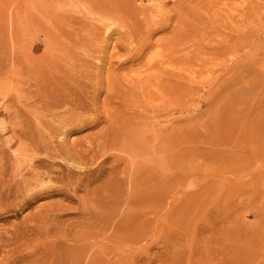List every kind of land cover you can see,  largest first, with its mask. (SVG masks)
<instances>
[{"label": "rangeland", "instance_id": "rangeland-1", "mask_svg": "<svg viewBox=\"0 0 264 264\" xmlns=\"http://www.w3.org/2000/svg\"><path fill=\"white\" fill-rule=\"evenodd\" d=\"M45 1L0 0V264H264V0Z\"/></svg>", "mask_w": 264, "mask_h": 264}, {"label": "bare ground", "instance_id": "bare-ground-1", "mask_svg": "<svg viewBox=\"0 0 264 264\" xmlns=\"http://www.w3.org/2000/svg\"><path fill=\"white\" fill-rule=\"evenodd\" d=\"M57 1H59V0H57ZM69 1V0H68ZM67 1V2H68ZM79 2H82L83 0H78ZM78 1H76V2H78ZM84 1H86V3H88L89 4V6H88V8L90 7H92L94 4H93V2H95L96 0H84ZM30 2V1H29ZM66 2V3H67ZM70 2V1H69ZM63 3H65V1L63 2ZM45 4H47L48 5V3H47V0L45 1ZM68 5H70V4H73V1H72V3L70 2V4L69 3H67ZM90 4H93L92 6L90 5ZM96 4V3H95ZM60 5V4H59ZM58 4H55L54 5V11L52 12V14H50L47 18H46V20H48L49 18L51 19V21H50V23H52V25H51V27H50V31H49V35H48V37L47 38H49L50 39V37L52 36H50V33L52 32L51 30H53V29H55L56 28V24H57V22L59 23V22H66V21H70V22H73L74 23V21H76L75 20V18L76 17H78L77 16V14L76 13H78V12H72L71 11V9H67L66 8V10H64V8L63 9H59V8H57L58 6H59ZM86 5V4H85ZM50 5H48V7H49ZM73 6V5H72ZM97 6V5H96ZM38 7H39V5H38ZM38 7L35 9L34 8V10H37L38 9ZM61 7H64L63 6V4H61ZM49 9H51L50 7H49ZM89 10V9H88ZM40 11V10H39ZM96 11V10H95ZM102 11H104V10H102ZM32 12H33V10H32ZM36 12L37 11H34L33 13H35V15H37L36 14ZM98 12V11H97ZM99 12H101V11H99ZM109 12V11H108ZM49 13H51V12H49ZM102 13V12H101ZM112 13H114V12H111L110 14H112ZM33 15V14H32ZM35 15L33 16V17H35ZM116 15V14H115ZM25 16V15H24ZM26 16H29L28 14H26ZM24 17V18H27V17ZM117 16V15H116ZM30 17H32V16H30ZM36 18V17H35ZM39 18V17H38ZM114 18V17H113ZM117 18V17H116ZM31 19V18H30ZM119 19V18H118ZM27 21H28V23H29V20H28V18L26 19ZM35 20V19H34ZM64 20V21H63ZM86 21H87V18H86ZM115 21V20H114ZM119 21V20H118ZM30 22H32V21H30ZM36 22H39V19H38V21H36ZM41 22V21H40ZM116 22H117V20H116ZM121 22V21H120ZM34 23V22H33ZM49 23V22H48ZM61 23V24H62ZM78 23V22H77ZM55 24V25H54ZM82 24H84V23H82ZM91 24V23H90ZM116 24V23H115ZM46 35V34H45ZM46 35V36H47ZM67 39L65 36H60L59 37V39H57V40H64V39ZM54 54V53H53ZM51 56V55H50ZM59 56V55H58ZM68 57V56H67ZM56 58V57H55ZM56 61V60H55ZM58 62H59V60H57ZM69 62V61H68ZM60 63V62H59ZM66 63V62H65ZM61 64H62V62H61ZM67 65V64H66ZM68 67V66H67ZM57 69V68H56ZM54 70V69H53ZM56 72V71H55ZM65 73V72H64ZM11 74V73H10ZM58 77V76H57ZM67 79V78H66ZM51 82V81H50ZM64 84V83H63ZM66 99H67V97H66ZM58 100V99H57ZM56 100V101H57ZM53 103V102H52ZM56 103V102H55ZM51 112V111H50ZM139 140V139H138ZM139 143H140V141H138ZM145 142V141H144ZM160 147H162V146H160ZM163 148V147H162ZM39 162V161H38ZM16 188H17V185H16ZM89 218V217H88ZM95 220V219H94Z\"/></svg>", "mask_w": 264, "mask_h": 264}]
</instances>
